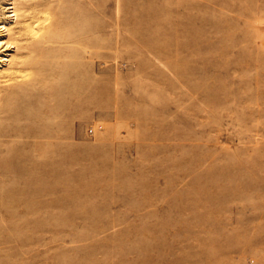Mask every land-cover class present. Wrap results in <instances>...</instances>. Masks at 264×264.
I'll list each match as a JSON object with an SVG mask.
<instances>
[{"label":"rangeland","instance_id":"374dc122","mask_svg":"<svg viewBox=\"0 0 264 264\" xmlns=\"http://www.w3.org/2000/svg\"><path fill=\"white\" fill-rule=\"evenodd\" d=\"M38 1L0 48V264H264V0Z\"/></svg>","mask_w":264,"mask_h":264},{"label":"bare ground","instance_id":"6f19581e","mask_svg":"<svg viewBox=\"0 0 264 264\" xmlns=\"http://www.w3.org/2000/svg\"><path fill=\"white\" fill-rule=\"evenodd\" d=\"M35 0H27L25 2H20V0H13L12 1V11H13V18L12 23H14L13 26L10 24L7 25L6 23H3L2 26H0V33L2 31L6 32V39L0 38V48L4 47V51H8L11 49H14L15 52L19 51L20 45L16 44L17 42L14 40V33H23V30L28 29L29 31L35 29V17H36V4L33 3ZM37 2H40L37 0ZM40 4V3H39ZM11 23V22H10ZM15 54L7 53L0 55V61L3 63V65H0L5 71H11V70H19L17 69L15 64ZM17 64V63H16ZM2 69V70H3ZM3 70V71H4ZM26 75V74H25ZM29 183V182H28Z\"/></svg>","mask_w":264,"mask_h":264},{"label":"built area","instance_id":"2783aa9c","mask_svg":"<svg viewBox=\"0 0 264 264\" xmlns=\"http://www.w3.org/2000/svg\"><path fill=\"white\" fill-rule=\"evenodd\" d=\"M91 132L93 133L94 132V129H91Z\"/></svg>","mask_w":264,"mask_h":264}]
</instances>
